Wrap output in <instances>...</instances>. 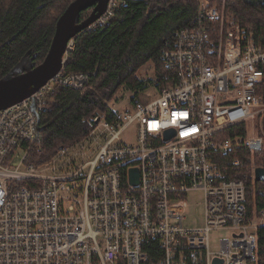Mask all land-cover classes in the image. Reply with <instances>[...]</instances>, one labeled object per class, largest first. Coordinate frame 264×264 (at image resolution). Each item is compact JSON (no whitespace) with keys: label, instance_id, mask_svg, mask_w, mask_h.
Wrapping results in <instances>:
<instances>
[{"label":"built area","instance_id":"1","mask_svg":"<svg viewBox=\"0 0 264 264\" xmlns=\"http://www.w3.org/2000/svg\"><path fill=\"white\" fill-rule=\"evenodd\" d=\"M126 1L107 0L88 28L106 24ZM172 32L159 59L172 82L145 104L112 110L109 119L95 114L83 141L97 146L80 145L83 156L89 151L92 158L70 157L68 149L77 143L53 158L66 157L51 173L39 171L45 163L29 161L42 143L37 115L47 90L54 84L79 90L89 83L88 73L64 71L73 39L54 77L0 110V264H254L255 231L264 225V212L248 216L244 182L228 179L213 154L241 146L251 155L262 150L264 130L253 121L263 115L264 124L258 93L264 50L231 13L205 8L204 1L187 26ZM242 123L244 138L222 135ZM130 126L135 143L122 140ZM240 164L239 158L231 161L232 168ZM194 191L203 194L202 225L187 228V198ZM212 231L228 234L215 252Z\"/></svg>","mask_w":264,"mask_h":264},{"label":"trees","instance_id":"2","mask_svg":"<svg viewBox=\"0 0 264 264\" xmlns=\"http://www.w3.org/2000/svg\"><path fill=\"white\" fill-rule=\"evenodd\" d=\"M71 1L0 0V78L23 57H33L34 64L42 62L49 51L56 20ZM200 1L205 2V8L224 3L246 36L264 50V0H127L125 5L117 6L106 24L87 28L73 38V50L67 54L64 71L88 73L89 83L79 90L59 84L47 90L40 113L42 143L29 161L46 163L61 149L83 141L92 131L95 114L107 119L113 115L109 103L121 89L131 92L132 104L149 102L153 96L137 76L145 64L153 65V91L158 93L170 84L173 74L159 60L160 50L172 31L189 24ZM90 12L91 8L82 11L80 20ZM258 93L264 102V79ZM221 133L224 137L244 138L247 125H233ZM213 155L228 179L244 182L248 216L252 217L254 211L264 212V182L255 181L251 171L252 166L264 168V145L254 155L242 146L227 154ZM235 158L241 164L232 168ZM255 233L254 264H264V225Z\"/></svg>","mask_w":264,"mask_h":264},{"label":"water","instance_id":"3","mask_svg":"<svg viewBox=\"0 0 264 264\" xmlns=\"http://www.w3.org/2000/svg\"><path fill=\"white\" fill-rule=\"evenodd\" d=\"M107 0H72L57 18L54 33L44 59L38 64L33 57H23L10 71L0 78V110L29 97L54 77L63 66V57L68 42L77 34L87 29L105 10ZM91 8L90 14L80 20V13ZM34 110V104H32ZM38 131H41L40 116L37 115ZM170 135L167 132L166 138ZM254 180L264 182V168H254ZM137 172H130L131 183H137ZM215 259L213 264H218Z\"/></svg>","mask_w":264,"mask_h":264},{"label":"rangeland","instance_id":"4","mask_svg":"<svg viewBox=\"0 0 264 264\" xmlns=\"http://www.w3.org/2000/svg\"><path fill=\"white\" fill-rule=\"evenodd\" d=\"M217 6L221 7L222 9L226 11L224 7V3L221 5L219 4ZM215 28L219 29V25L215 26ZM154 74L155 73H154L153 65L150 62L142 66L140 70L137 72V76L139 77V79L143 80L148 87L147 93L153 97L158 94L157 92L153 91L154 90L153 84L151 82L154 80ZM130 97H131L130 91L126 89H121L116 94L115 99L109 103V107L113 111H120L121 109L128 107L131 104ZM262 116L263 115L258 116L256 120L253 121V123L256 125L257 131L259 132H261V128L264 130V126H263L264 124H262ZM134 137H135V129L133 126H130L127 129H125L124 134L122 135V140L127 143H135ZM80 145H85L90 150L95 149V147L97 146V144H93V143L91 145L86 140L81 141L78 145L68 149V155L74 158L76 162H80L82 159L86 157L92 158L93 154H91L89 151L87 152L86 156H83L85 147L82 149ZM21 155H22V151L18 153L15 159V164H17ZM65 158L66 157L64 156V157H58L56 159H53L52 161L45 163L43 165L42 170H39V171L44 172V173H51L53 172L52 170L53 166L57 168V166L60 165L62 162L65 163ZM202 195L203 194H201V192L199 191H194V192L189 193V196L187 198L188 207H187V212L185 214L186 216L184 219V226L187 228H195V227H199L200 225H202L201 219H202L203 212H204ZM227 235L228 234L226 233V231L210 232V235H209L210 251L212 252L217 251L220 237L225 238L227 237Z\"/></svg>","mask_w":264,"mask_h":264}]
</instances>
